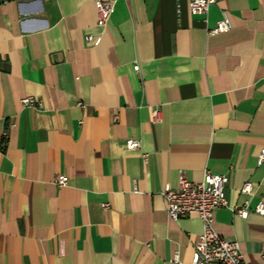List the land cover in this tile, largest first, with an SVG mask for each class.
<instances>
[{
	"label": "crops",
	"instance_id": "crops-1",
	"mask_svg": "<svg viewBox=\"0 0 264 264\" xmlns=\"http://www.w3.org/2000/svg\"><path fill=\"white\" fill-rule=\"evenodd\" d=\"M110 1L100 26L95 0H0V264H191L202 221L162 192L205 171L215 230L264 264V0Z\"/></svg>",
	"mask_w": 264,
	"mask_h": 264
},
{
	"label": "built area",
	"instance_id": "built-area-1",
	"mask_svg": "<svg viewBox=\"0 0 264 264\" xmlns=\"http://www.w3.org/2000/svg\"><path fill=\"white\" fill-rule=\"evenodd\" d=\"M95 2L98 12L97 24L104 26L114 12V3L110 0H95ZM215 3L216 0H190L189 9L192 14L207 15L209 8ZM230 27L227 15L223 14L211 33L224 32ZM134 68L138 70V65ZM21 104L24 107H35L40 105V102L32 96H27L21 100ZM80 105L84 107L83 104L80 103ZM153 117L154 119L158 117L157 112L153 114ZM3 136L6 138L7 133L5 132ZM125 145L129 150H137L141 146L140 142L134 139L126 140ZM143 157L146 158L147 154L144 153ZM258 161L260 163L264 161V149ZM228 180L226 175L205 171L203 178L198 182L181 177L177 188L172 189L166 186L162 192L166 200V212L172 220L177 221L193 215L202 221L203 231L195 244L191 264H243L244 257L239 243L220 235L214 228L215 211L226 206L224 188ZM68 181L66 175H60L56 177L55 184L64 187ZM252 190L253 184L250 182L245 183L241 189L242 193L247 195H251ZM233 210L244 219L249 215L247 207H234ZM253 211L264 216V201H260Z\"/></svg>",
	"mask_w": 264,
	"mask_h": 264
},
{
	"label": "rangeland",
	"instance_id": "rangeland-1",
	"mask_svg": "<svg viewBox=\"0 0 264 264\" xmlns=\"http://www.w3.org/2000/svg\"><path fill=\"white\" fill-rule=\"evenodd\" d=\"M4 135V134H3Z\"/></svg>",
	"mask_w": 264,
	"mask_h": 264
}]
</instances>
